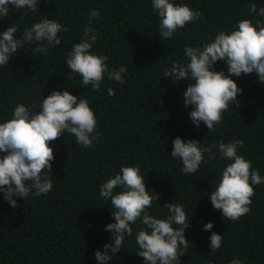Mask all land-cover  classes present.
<instances>
[{"label":"trees","instance_id":"obj_1","mask_svg":"<svg viewBox=\"0 0 264 264\" xmlns=\"http://www.w3.org/2000/svg\"><path fill=\"white\" fill-rule=\"evenodd\" d=\"M186 2L202 17L165 40L150 0H41L39 13L59 19L68 31L60 34L61 44L47 55L33 54L36 44H27L0 69V118L7 119L17 103H35L38 110L43 97L66 86L89 99L101 138L89 149L78 146L68 134L50 142L55 156L50 173L53 190L46 196L19 200L14 209L0 193V264H97L95 251L110 242L104 227L115 222L110 201L99 196V186L122 165L131 164L141 166L147 187L159 196L151 214L163 217L167 214L163 205L172 202L185 204L188 215L194 214L185 232L190 243L182 264H229L237 255L244 264H264V184L254 188L251 211L231 221L210 202V185L214 188L224 162L211 160L187 176L169 155L177 136L206 143L243 139L241 154L264 177V84L255 73L233 77L243 89L237 97L240 106L230 105L233 113L225 112L223 123L208 133L203 122L199 128L193 125L191 109L182 104L189 81L173 84L162 77L165 65L184 59L185 45L207 40L217 30L231 28L237 19L249 18V4L257 2L259 8L264 0ZM95 8L101 9L92 25L100 34L95 50L108 57L110 67L128 69L125 84L105 79L98 92L89 91L91 85L84 87L78 75L69 76L64 63ZM39 19V14L13 8L7 18H0V31L16 24L19 36ZM222 68L226 71L218 61L216 70ZM108 87L114 95H108ZM207 222L214 223L208 232L202 230ZM137 226L133 225L134 231ZM212 231L223 235L216 253L208 247ZM136 251L134 237L126 239L112 264H142Z\"/></svg>","mask_w":264,"mask_h":264},{"label":"clouds","instance_id":"obj_2","mask_svg":"<svg viewBox=\"0 0 264 264\" xmlns=\"http://www.w3.org/2000/svg\"><path fill=\"white\" fill-rule=\"evenodd\" d=\"M41 0H0V18H7L10 10L36 13L40 19L19 31L16 24L0 31V69L10 59L24 51L25 45L35 43L33 54L47 55L49 50L61 44V33L67 32L59 19L40 14ZM151 10L157 17V29L161 38L173 39L188 24H194L202 12L192 8L186 0H150ZM249 18L237 19L231 28L217 30L207 40L183 49L184 59L165 65L162 77L173 84L189 81L182 93V104L191 109L189 118L196 128L201 122L208 133L215 132L223 123V114L239 108L238 94L243 89L233 77L255 73L264 84V6L249 4ZM101 15V9H92L78 43L71 46L64 63L68 75H78L89 91H100L105 79L123 85L126 83L127 66L110 67L108 57L94 48L99 32L92 26ZM226 65L216 70L217 62ZM69 87L53 89L43 97L38 106L17 103L7 119L0 118V193L12 208L19 200L46 196L53 190L52 163L54 149L50 142L65 134L75 137V143L84 149L99 143L97 117L87 97L74 95ZM108 95L114 89L107 88ZM202 140L177 136L172 139L169 154L178 160L181 172L195 175L202 164L220 160L224 166L216 177L214 188L210 185V202L220 210L222 218L237 221L249 213L255 186L264 184L260 169L241 154L244 140L233 138L206 143ZM146 176L139 164L122 165L99 186V196L110 201L111 217L115 222L105 225L111 234L110 242L94 253L97 264H112L113 256L124 248L126 239L134 237L135 254L142 264H182L181 257L188 251L189 241L185 232L193 215L186 212L183 203H166L167 214L159 217L150 209L159 199L158 194L147 187ZM109 208V207H108ZM133 225H138L134 231ZM214 223L207 222L202 230L208 232ZM223 235L215 231L209 236L211 253L222 248ZM229 264H244L237 255Z\"/></svg>","mask_w":264,"mask_h":264}]
</instances>
